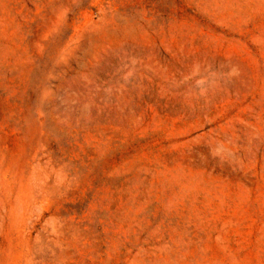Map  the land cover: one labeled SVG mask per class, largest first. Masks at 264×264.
<instances>
[{
	"label": "rangeland",
	"instance_id": "374dc122",
	"mask_svg": "<svg viewBox=\"0 0 264 264\" xmlns=\"http://www.w3.org/2000/svg\"><path fill=\"white\" fill-rule=\"evenodd\" d=\"M0 264H264V0H0Z\"/></svg>",
	"mask_w": 264,
	"mask_h": 264
}]
</instances>
